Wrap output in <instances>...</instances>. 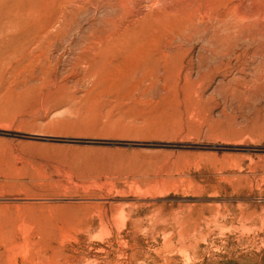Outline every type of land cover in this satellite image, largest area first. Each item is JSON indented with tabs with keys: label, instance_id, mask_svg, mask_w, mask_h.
Wrapping results in <instances>:
<instances>
[{
	"label": "rangeland",
	"instance_id": "374dc122",
	"mask_svg": "<svg viewBox=\"0 0 264 264\" xmlns=\"http://www.w3.org/2000/svg\"><path fill=\"white\" fill-rule=\"evenodd\" d=\"M15 3L0 7V264H264V60L168 29L90 65L44 61L29 53L44 18ZM141 40L159 44L140 68L126 48Z\"/></svg>",
	"mask_w": 264,
	"mask_h": 264
},
{
	"label": "bare ground",
	"instance_id": "6f19581e",
	"mask_svg": "<svg viewBox=\"0 0 264 264\" xmlns=\"http://www.w3.org/2000/svg\"><path fill=\"white\" fill-rule=\"evenodd\" d=\"M16 1H21V0H0V7L7 8L11 4L17 5L15 3ZM26 1L27 4H29L33 8V11L30 13V16L37 17V20L44 18V23L40 27H38L39 28L38 33L34 37V40L36 41L35 48L29 52L33 58H40V59L43 58L44 61L45 59L49 60L48 58L52 56V50H56V51H60L62 55L66 54V56L69 59L73 60V61L71 60L72 62L75 61V63L77 62L78 64L79 63L87 64L89 61H91V58L94 59V57L97 56V53L100 50L99 47L105 46L106 43L115 44L116 42H119V40L122 38V36L125 33H127L130 37L141 35L137 37L143 36L148 38L149 35L151 34L153 35L154 33L162 34L164 31L167 32L168 29L170 31L176 29L179 33L181 32L185 33L187 37H191L193 34L195 36V34L197 33H199L198 35L200 37L201 36L200 34L205 33L206 35L205 34L203 35H205L206 41H204L203 39L204 37H202L203 35L201 36L203 41L207 42L205 44L202 41L204 43L203 46L209 44L210 47H213L214 45L213 42L216 41L217 43L222 42L223 43L222 46L224 48L227 45L226 44L224 46V43H229V42L230 44L234 43L231 46H234L235 44L236 46L237 44H241L243 47L240 45L241 46L240 50L236 51L235 49L236 51L235 55L234 52L233 53L231 52L232 55H234L233 58H235L238 62H241L242 58L247 56L248 54L253 58L258 57L264 60V0H26ZM104 14H109V17L107 18L103 17ZM80 17H83L82 23H85L84 26H82L83 24L78 22V18ZM74 29H75V34L73 31ZM177 31H175V35L177 34L176 33ZM76 32L79 34L76 35ZM220 33H222V35H220ZM4 34L5 32L3 30H0V40L2 39ZM167 36L165 35L164 37ZM172 37H174V35ZM151 38L153 39L151 40ZM151 38L148 40L151 41L155 40V36ZM159 38L158 40H160ZM6 39L2 42L1 47H6V46H10L11 44L17 43L16 38L13 35L9 36L7 40ZM161 39L163 40V37ZM166 39L167 38H165V40ZM142 41L143 40H141V44ZM147 41H145V43L142 45L138 44L141 47H143L141 49H139L140 46H137L136 44L135 45L137 47L135 45H129L126 48L129 49L130 51L126 57V60H130L128 62H135L136 59L137 62L139 63L138 66H140L139 61H143V59L141 58L150 56L151 49H153L155 46L159 44V43L157 45L154 44L158 42L156 40H155L156 42H153V45L151 44V41L150 44H147ZM170 41H177V40L169 39L167 43L168 42L170 43ZM182 41L184 43V40L181 39V43ZM198 41H200V39ZM65 42H67V44L68 43L79 44L78 46L79 49L76 48V52L73 53H64L65 51L63 50L64 48L62 47V43ZM186 42L187 41H185V43ZM174 43L177 44V42ZM70 44H68V46ZM148 45H152V46L148 47ZM109 46L110 45H108V47ZM218 46L219 45H217L216 47L217 49ZM228 47L230 48L229 45ZM213 48L210 49L216 50L215 47ZM18 50L20 52L21 59L25 58L26 52L24 51V47L20 46ZM118 50L119 49H116V52ZM202 50L204 51V49ZM215 53H218V51ZM9 55H11V53ZM15 55H17V53ZM214 57L212 58L215 59ZM148 58L149 57H147V61L149 60ZM59 59L60 58H58L57 62L59 61ZM202 59H200L201 63H202L201 61ZM101 61H103V59ZM53 62H55V60ZM144 62H146L145 59ZM144 62H142V64ZM88 64L90 65V63ZM135 66L137 67V63ZM138 68H136V70L134 71L135 73L137 72V70H139ZM72 69H74V67ZM256 70H258V68H256ZM254 72L255 70L253 71V73ZM144 73L145 71L143 72V75L146 76L147 73H145L146 75ZM255 75L256 74H254V76ZM147 77L149 76H146L145 78ZM255 80L257 81V79Z\"/></svg>",
	"mask_w": 264,
	"mask_h": 264
}]
</instances>
